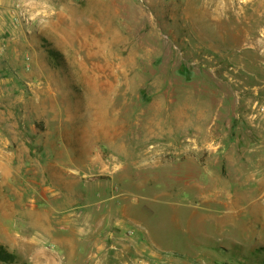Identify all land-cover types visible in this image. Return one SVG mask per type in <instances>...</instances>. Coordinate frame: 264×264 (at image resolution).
<instances>
[{
	"label": "rangeland",
	"instance_id": "rangeland-1",
	"mask_svg": "<svg viewBox=\"0 0 264 264\" xmlns=\"http://www.w3.org/2000/svg\"><path fill=\"white\" fill-rule=\"evenodd\" d=\"M264 0H0V264H264Z\"/></svg>",
	"mask_w": 264,
	"mask_h": 264
},
{
	"label": "trees",
	"instance_id": "trees-1",
	"mask_svg": "<svg viewBox=\"0 0 264 264\" xmlns=\"http://www.w3.org/2000/svg\"><path fill=\"white\" fill-rule=\"evenodd\" d=\"M16 259L17 258L14 254L7 252L0 246V261L5 263H14L16 262Z\"/></svg>",
	"mask_w": 264,
	"mask_h": 264
},
{
	"label": "built area",
	"instance_id": "built-area-1",
	"mask_svg": "<svg viewBox=\"0 0 264 264\" xmlns=\"http://www.w3.org/2000/svg\"><path fill=\"white\" fill-rule=\"evenodd\" d=\"M263 109H264V108L262 107L261 110L263 111Z\"/></svg>",
	"mask_w": 264,
	"mask_h": 264
}]
</instances>
